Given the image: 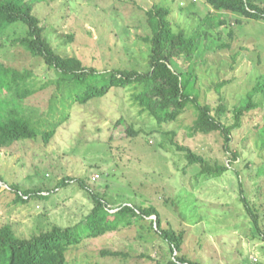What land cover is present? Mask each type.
I'll return each mask as SVG.
<instances>
[{"label": "rangeland", "instance_id": "obj_1", "mask_svg": "<svg viewBox=\"0 0 264 264\" xmlns=\"http://www.w3.org/2000/svg\"><path fill=\"white\" fill-rule=\"evenodd\" d=\"M254 1L264 7V0ZM25 2L33 6L58 54L77 57L101 72L149 70L150 45L145 38L151 32L145 11L154 5L167 6L173 29L188 35L196 31L202 18L214 13L205 0ZM223 18L226 27L202 30L210 37L203 38L193 57L175 55L170 57V64L176 73L193 72L203 105H225L232 110L264 82V21L225 12ZM25 31L22 24L0 29V64L31 71L35 81L46 82L54 76L48 66L13 44ZM218 37L231 48L219 49ZM228 80L231 83L217 92L216 83ZM136 92V86L114 88L104 98L73 104L67 111L59 105L64 116L47 114L48 96L44 94L27 101L23 110L41 129L51 123H57V128L47 142L39 137L0 151V227L10 225L21 237L47 230L53 224L72 227L94 208V193L108 202L112 213L128 201L139 207H155L163 226L185 232L179 257L202 264H264V178L257 176L264 162V149L259 147L262 136L258 133L264 128V93L254 99L259 104L252 111L255 117L245 119L242 128L231 135V148L240 153L232 163L231 153L223 150L221 135H190L193 114L187 112L178 122L158 125L134 104ZM3 95L7 94L0 93V106L6 99ZM231 115L228 113V117ZM131 125L147 135L129 136ZM173 131L177 133L176 144L190 148L212 165H230L229 170L214 179L198 166H188L182 151L171 142L168 132ZM66 178L82 180L84 188L69 180L58 188ZM240 182L259 212L263 235L241 201ZM11 185L50 197L22 204L16 201ZM258 186L262 195L257 192ZM154 218L98 238H83L80 249L72 252L70 263L169 264L175 254L152 230Z\"/></svg>", "mask_w": 264, "mask_h": 264}, {"label": "trees", "instance_id": "obj_2", "mask_svg": "<svg viewBox=\"0 0 264 264\" xmlns=\"http://www.w3.org/2000/svg\"><path fill=\"white\" fill-rule=\"evenodd\" d=\"M205 2L214 13L202 18L196 31L189 35L183 30L173 29L169 20L171 12L167 6L156 4L145 11L151 32L145 38L150 45L149 70L140 72L136 69H114L101 72L94 66L86 65L77 57L58 54L46 38V28L33 13V6L25 0H0V29L14 24L26 26L25 35L16 38L13 44L21 46L31 56L42 60L54 74L46 82L38 83L33 72L14 70L0 64V78H3L0 80V93L7 94L3 95L6 99L0 106V151L11 148L18 142L39 137L47 142L55 134L57 123H51L50 126L41 129L38 123L28 117L26 110H23L25 103L31 101L36 94L48 96L46 112L49 116L58 114L64 116L59 105L67 111L73 104L84 105L94 99L104 98L111 89L136 86L138 92L132 97L134 104L140 107L141 111L148 113L158 125L178 122L184 114L190 112L194 116L188 128L190 135L192 137L199 134L221 135L224 140L223 150L230 152L231 162H235L240 153L231 148V135L242 128L245 119L255 117L252 111L257 109L259 104L254 102V99L258 94L264 93V82L258 83L234 109L229 110L225 105L213 108L211 105L201 103L193 72L176 73L171 68L170 57L175 55L193 57L200 50L203 38L210 37V33L208 35V32L202 31L204 28L209 31L227 26L223 12L245 19L264 21V7L254 0H205ZM229 36L233 38L234 34L230 32ZM217 39L221 41V38ZM218 48L229 49L231 46L221 41ZM230 83V80L216 83L217 92ZM228 113L232 114L231 117H228ZM49 119L53 120L52 117ZM168 133L172 136L171 142L184 154L188 166H198L203 174L214 179L229 170L230 165L218 162L212 165L202 155L176 144V131ZM258 133L262 136L259 147L263 150L264 128H259ZM127 134L132 137L147 135L134 130L132 125L128 127ZM183 172L186 173V167ZM257 176L264 178V162L258 168ZM68 180L77 181L84 188L82 180L71 178L62 180L57 187L66 186ZM9 188L16 192V201L22 204H27L35 198L43 200L50 197L43 195L41 191H21L16 185ZM239 190L246 212L257 227V231L263 235L259 212L251 205L241 182ZM257 192L262 195L260 186ZM92 199L94 208L83 221L72 227L53 224L49 229L39 230L29 237L18 236L10 225L0 227V264H71L72 252L80 249L79 245L83 238H98L107 233L117 232L152 216L155 217L151 219L152 230L167 242L171 253L175 254L174 260L169 264H202L178 256L183 250L185 232H178L171 226H163L161 215L155 207H139L128 201L112 213L104 198L93 193Z\"/></svg>", "mask_w": 264, "mask_h": 264}]
</instances>
